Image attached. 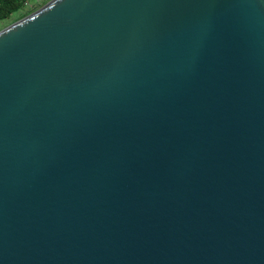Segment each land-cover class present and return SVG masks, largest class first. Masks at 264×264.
Returning a JSON list of instances; mask_svg holds the SVG:
<instances>
[{
    "label": "water",
    "instance_id": "water-1",
    "mask_svg": "<svg viewBox=\"0 0 264 264\" xmlns=\"http://www.w3.org/2000/svg\"><path fill=\"white\" fill-rule=\"evenodd\" d=\"M0 264H264V0L0 29Z\"/></svg>",
    "mask_w": 264,
    "mask_h": 264
},
{
    "label": "rangeland",
    "instance_id": "rangeland-1",
    "mask_svg": "<svg viewBox=\"0 0 264 264\" xmlns=\"http://www.w3.org/2000/svg\"><path fill=\"white\" fill-rule=\"evenodd\" d=\"M50 0H28L24 8L16 13H13L8 19L0 21V29L11 24L12 22L26 16L27 14L39 9Z\"/></svg>",
    "mask_w": 264,
    "mask_h": 264
},
{
    "label": "trees",
    "instance_id": "trees-1",
    "mask_svg": "<svg viewBox=\"0 0 264 264\" xmlns=\"http://www.w3.org/2000/svg\"><path fill=\"white\" fill-rule=\"evenodd\" d=\"M28 0H0V21L24 8Z\"/></svg>",
    "mask_w": 264,
    "mask_h": 264
}]
</instances>
